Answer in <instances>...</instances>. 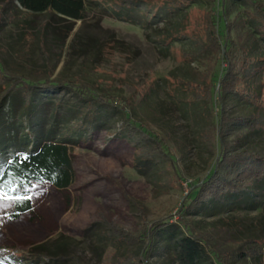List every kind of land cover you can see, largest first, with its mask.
I'll list each match as a JSON object with an SVG mask.
<instances>
[{
    "label": "trees",
    "instance_id": "1",
    "mask_svg": "<svg viewBox=\"0 0 264 264\" xmlns=\"http://www.w3.org/2000/svg\"><path fill=\"white\" fill-rule=\"evenodd\" d=\"M197 1L0 0V28L10 24L22 31L17 42L0 50V116L10 104L11 115L18 117L12 120L27 123L32 130L29 144L18 146L7 158V149L18 140L14 134L6 144L5 133L13 130L0 124V197L16 198L14 218L31 210L27 196L33 184L70 188L76 177L71 145L89 143L95 130L117 117L122 125L116 134L133 147L132 168L144 176L151 172L154 177H165L172 172L175 179L165 177L170 184L182 179L176 161L179 148L171 145L167 134L132 118L159 80L146 82L137 96L123 98L120 104L110 92L113 82L91 86L80 78L59 77L61 59L54 61L50 52L43 66L33 63L34 47L45 41L50 23H56L66 42L77 23L97 7L104 15L149 31L161 51L180 57L187 65L188 78L171 73L163 78V85L172 105L204 120L206 126L197 136L216 158L207 174L188 183L175 215L150 221L146 206L127 194L141 219L136 233L103 219L83 234L92 236L108 264H263L264 238L254 235L257 224L226 215L264 211V155L243 144L250 137L264 138V54L255 51L252 41L254 36L264 42V0H222V31L213 10L192 21L191 6ZM235 4L241 9L234 11ZM41 16L48 20L35 34L32 25ZM241 21L249 25L250 33L236 40L233 32ZM180 43H188L193 50L183 52ZM93 51L100 67L116 57L132 65L135 55L130 45L114 36L106 43L97 42ZM198 60L209 62L205 72L192 66ZM234 108L242 114L233 116ZM200 109L206 113H199ZM189 216L219 220L210 233L197 234ZM230 243L235 246L228 247ZM48 247L47 241L21 256L0 247V264H40ZM155 257L158 261L152 262ZM48 260L68 261L54 253Z\"/></svg>",
    "mask_w": 264,
    "mask_h": 264
},
{
    "label": "rangeland",
    "instance_id": "2",
    "mask_svg": "<svg viewBox=\"0 0 264 264\" xmlns=\"http://www.w3.org/2000/svg\"><path fill=\"white\" fill-rule=\"evenodd\" d=\"M191 8L192 21L199 19L204 11H215L220 30H223L222 0H198ZM233 8H236L234 11L241 9L237 4ZM236 14L242 16L241 12ZM86 16L84 22L77 23L73 35L66 42L56 23H50L52 25L46 33L45 41L36 43L34 47L33 63L43 66L47 53L50 52L54 61L58 57L61 59L56 71L59 77L80 78L91 86L106 87L113 82L110 92L120 99V104L123 98L137 96L136 92L139 93L146 82L159 80L148 101L138 105L132 118L148 125L153 131L167 134L171 145L179 148L176 161L182 172V179L170 184L165 182V177L175 179L172 172L165 177H154L151 172L144 176L137 172L132 168L133 147L127 138L116 134L122 122L118 117L108 120L105 128L92 133L89 143L71 145L76 177L70 188L62 190L49 183L33 184L29 189L32 208L18 218L12 217V199L0 197V244H4L3 249L13 250L16 255L21 256L27 254L34 245L48 241L47 257L40 264H55L48 260V256L53 253L67 258V264H108V260L101 256V248L95 246L92 236L83 234V230L92 223L106 219L130 233H136L141 219L137 209L131 206L127 194L146 206L145 213L150 221L175 215L189 190L188 183L207 174L216 158L207 144L197 136L206 126L204 120L199 119L198 115L180 111L172 105L165 91L162 81L165 76L171 73L185 78L190 76L188 67L181 58L161 51L158 44L154 43L153 34L139 25L104 15L97 7L87 12ZM47 20L46 16L35 18L32 25L35 34L39 33L40 26ZM249 30V25L241 21L235 26L234 38L241 39L250 33ZM21 35L19 27L10 24L2 26L0 50L4 52ZM111 36L123 40L135 50L132 65L126 66L124 60L116 57L100 67V59L95 56L93 49L97 42L106 43ZM252 41H255V51L264 54V42L255 40L254 36ZM178 46L186 53L193 50L188 43H180ZM93 64L100 68L93 69ZM209 65L208 61L198 60L192 66L205 72ZM113 78H116L115 81ZM10 108V104L5 106L0 124L6 130H13L11 133L4 132L5 143L8 144L14 134L18 143L7 149V158L12 157L18 146L26 147L29 144L27 136L32 132L27 123L20 124L12 120H18V117L11 115ZM238 110L240 109H232V115L242 114L243 111ZM198 111L204 112L202 109ZM243 144L245 148L264 155V138L250 137ZM226 217L243 219L249 223L254 221L257 224L253 228L254 235L264 238L263 210L234 213ZM177 218L178 216L175 217ZM187 219L197 234L210 233L219 220L204 216H189ZM227 246L234 247L235 244ZM156 261L157 257L152 259V262Z\"/></svg>",
    "mask_w": 264,
    "mask_h": 264
},
{
    "label": "crops",
    "instance_id": "3",
    "mask_svg": "<svg viewBox=\"0 0 264 264\" xmlns=\"http://www.w3.org/2000/svg\"><path fill=\"white\" fill-rule=\"evenodd\" d=\"M50 184V183H49ZM55 187V186H54ZM63 190V189H62ZM6 198V197H5ZM8 198V197H7ZM9 199H12V202H13V210H12V217H13V215L15 214V202H16V198H9ZM27 199H29V201H30V198H29V195L27 196ZM32 205V204H31ZM28 212H30V211H26V212H23V213H21L19 216H22L23 214H25V213H28ZM39 244H42V243H39ZM39 244H37V245H39ZM3 245L4 244H0V247H2V248H5V247H3ZM34 246H36V245H34ZM8 248V247H7ZM9 249V248H8Z\"/></svg>",
    "mask_w": 264,
    "mask_h": 264
}]
</instances>
